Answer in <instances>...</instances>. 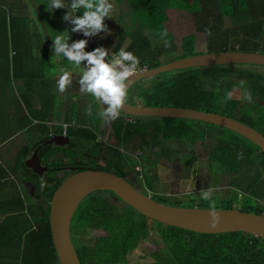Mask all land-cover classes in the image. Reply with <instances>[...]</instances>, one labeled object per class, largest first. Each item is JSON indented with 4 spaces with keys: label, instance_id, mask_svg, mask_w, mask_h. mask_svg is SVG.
<instances>
[{
    "label": "trees",
    "instance_id": "1",
    "mask_svg": "<svg viewBox=\"0 0 264 264\" xmlns=\"http://www.w3.org/2000/svg\"><path fill=\"white\" fill-rule=\"evenodd\" d=\"M26 1L32 12L36 15L38 12L47 26L46 2L32 0L36 12L31 1ZM110 3L113 4V11L109 19L117 20L107 24L109 32H101L97 40L91 41L86 37L89 50L102 46L109 49L110 54H116L123 48L139 58V69L155 68L175 59L201 53L194 50L193 34L183 37L180 54L175 52L173 36L164 26L168 21L167 12L171 9L193 15L196 30L208 37L207 52L237 50L264 54V0H110ZM122 3L126 4L130 14L128 31L121 27ZM82 11L79 10L77 14ZM225 18L230 20V29L223 28ZM26 25L28 27V23ZM206 29H210L211 35ZM166 41L170 47L165 46ZM44 51L47 56L51 55L49 49L44 48ZM145 81L149 86H143ZM222 83L224 86H221ZM242 91L245 92L244 99L241 98ZM128 93L142 106L215 112L234 118L264 135V66L219 65L176 70L141 80ZM249 94L250 99L247 98ZM91 100L92 114L89 119L93 123L100 116L97 103ZM24 103L26 105V101ZM143 120L137 118L134 123L123 125L121 118H118L112 125L118 144L129 146L139 136L140 148L144 151L150 146L154 151L151 157L140 154L141 162L119 152L114 146L97 141L91 131H69L66 134L68 145H46L39 150L38 155L49 168L70 163L90 165L126 181L129 166L135 179L141 183L139 174L134 172L135 166L139 164L143 170L155 167L161 156L168 157V153L173 152L174 149L166 148L169 141H204L208 130H203L202 125H207L221 132L208 154L212 175H233L235 178L231 186L236 187L234 197L237 191L242 190L249 202H261L256 209L244 205L240 210L264 215V154L258 147L229 130L203 122L159 118L158 124L152 126ZM222 131L227 135L224 136ZM147 133L152 135L151 142L140 136ZM47 139L27 138V145L15 155L13 166L0 163V264H59L49 229V202L62 182L58 177L61 171L50 170L38 176L24 165L25 156ZM8 140V137H0V146ZM84 152L92 156L89 164L83 161L86 158ZM97 159L102 162L98 163ZM142 178L147 188L156 186L147 173H143ZM42 179L46 182L43 189L40 186ZM23 184H30L33 196L39 197L41 202L25 204L17 189L18 185ZM106 194L112 195L108 191H98L87 196L71 221L72 240L81 230H87L90 234L84 242L73 243L81 264H124L132 249H129V242L149 233L148 221L161 226L157 230L164 244L162 254L165 261L155 252L151 262L142 264H264V240L258 237L242 232L198 234L165 226L127 206L121 209L112 205L106 200ZM151 198L165 203L160 198ZM222 208L233 209L229 203Z\"/></svg>",
    "mask_w": 264,
    "mask_h": 264
},
{
    "label": "water",
    "instance_id": "2",
    "mask_svg": "<svg viewBox=\"0 0 264 264\" xmlns=\"http://www.w3.org/2000/svg\"><path fill=\"white\" fill-rule=\"evenodd\" d=\"M31 1L33 8H37ZM47 41H53L47 33L43 20L37 12ZM219 65L264 66V54L241 51L202 52L182 57L151 69H141L129 82L128 91L139 81L152 79L162 73L192 68H208ZM122 114L132 118H171L203 122L229 130L254 144L264 154V135L238 120L215 112H206L179 107L142 106L127 102ZM69 140L65 136H51L37 146L24 162L26 168L40 175L48 168L41 165L38 151L47 144L63 146ZM108 191L114 200L106 197L112 205L124 209L126 206L143 217L165 226L176 227L198 234H226L242 232L264 240V215L244 212L240 209L216 208L220 213L219 223L212 226L210 208L176 207L157 202L143 194L125 179L109 172L82 169L62 181L49 202V229L51 241L59 264H81L71 237V221L80 203L90 194Z\"/></svg>",
    "mask_w": 264,
    "mask_h": 264
},
{
    "label": "crops",
    "instance_id": "3",
    "mask_svg": "<svg viewBox=\"0 0 264 264\" xmlns=\"http://www.w3.org/2000/svg\"><path fill=\"white\" fill-rule=\"evenodd\" d=\"M44 1L48 3L47 0ZM127 9L126 4L122 3L121 27L127 24L124 22V17L128 15ZM46 15L48 16L46 25L48 23L47 26L50 29L45 24L44 26L52 39L54 37L51 33H54V36L61 33L60 20L55 22V17L48 10H46ZM107 19L109 18L105 20ZM128 19L130 22V16ZM115 21L112 20L106 24ZM25 23H28V27H25L27 26ZM72 27L70 22L62 26V29L65 28L64 35L66 37L70 35L69 43L86 39L80 32H71ZM90 39L91 41L97 40L98 36L90 37ZM44 48L53 50L29 2L0 0V137L10 139L0 146V151L11 143L9 147H14L12 148L16 155L27 145L26 141L29 137L32 139L50 138L51 136H66L69 131L72 133L91 131L97 140L102 132L100 126L102 118L99 117V120L92 123L88 114L91 99L97 103L99 111L103 108L102 104L90 94L79 91L77 80L80 73L72 67L65 68L73 72L72 86L63 93L59 92L57 80L62 67L57 66L56 61L51 62V59L56 60L57 57H51L52 54L47 56ZM85 50H88V45ZM86 63V61L82 62L84 65ZM137 103L140 104L139 101ZM27 123L29 125H26ZM22 140L24 145H22ZM16 141L20 142L15 143ZM32 152L25 156L24 162ZM4 161H6V156L0 158L3 166H5ZM17 189L21 193V185H18ZM24 203L32 202L27 203L24 200Z\"/></svg>",
    "mask_w": 264,
    "mask_h": 264
},
{
    "label": "rangeland",
    "instance_id": "4",
    "mask_svg": "<svg viewBox=\"0 0 264 264\" xmlns=\"http://www.w3.org/2000/svg\"><path fill=\"white\" fill-rule=\"evenodd\" d=\"M47 2L49 3V0H47ZM48 3H46V5ZM67 11V8L56 9L53 12L49 11L50 14L55 17V22H58L60 20L59 24L61 28H59V30H61V33L64 32L63 34H65V28L62 29V26L67 24V21L63 20L62 18L67 13ZM167 14L168 21L165 23L164 26L166 30L173 36L172 44L174 45L176 49L175 52L177 54H180L181 52L182 38L191 34L194 35V50L201 53L207 52L206 43L208 37L206 34L196 30L195 20L191 13L178 9H171L168 10ZM129 16L130 14L128 12V15L124 17V22L127 24L129 22ZM112 20L115 21L117 20V18H113L111 20L107 19L105 20V23H108ZM127 24H124L122 30L128 31V29H130V26H128ZM230 26V20L228 18H225L223 22V28L230 29ZM51 35L55 37L54 33H51ZM89 49L90 48L88 42V50L86 51H90ZM49 50L52 54L51 57L56 58V56H53L54 51L50 48ZM54 61H56V64L59 67H72L79 73L82 71V69H76L75 66L69 63L66 58L64 59L63 57H57L56 60L51 59L52 63ZM81 66L83 67L84 64H82ZM138 85L139 87H141L140 84ZM143 86H149L147 81L143 83ZM221 86H224V83H222ZM139 87H136V89H138ZM130 96L131 95H129L128 98H132ZM245 97V92L242 91L241 98L244 99ZM136 101L138 102V100ZM78 102L80 103V100H78ZM102 107L104 108L106 106L102 105ZM119 118H121V116ZM100 122L102 132L99 134L97 141L105 142L109 146H114V148L117 149L119 152L130 156L133 160H136L137 162L140 161V154H143V156L147 157L152 156V153L154 151H152L150 146H147L146 149L143 151L138 145V143L140 142L139 136H136L133 139L131 145L122 146L118 144L117 140L114 138V134L112 132L113 121L106 122L102 118ZM147 122L153 126L158 124L159 118L150 117L144 119V123ZM202 126L203 130H208L206 139L203 142L194 145L193 149L185 147L180 148V150L177 151L174 148L173 152L168 153V157L161 156L160 159L157 161L155 167H148L146 170H143L142 167L138 164L134 167V172H137L139 174V180H141V183L137 179H135L134 175L132 174L131 168L127 166V179H130L129 182L132 186H134V188L141 190V192L148 196L155 197L156 199L160 198L165 202V204L170 206H191L198 208H210V204H215L216 208H222L227 203H229L231 207H233V209H240L244 205L251 206L256 209V207L259 206V203L261 202H258V204L254 201L249 202L248 200H246V195L242 194V190L240 192L237 191V195L236 197H234L236 187L231 186V182L235 178L233 177V175H224L221 177H214L212 175L210 169L211 162L208 160V153L214 146L215 139L218 135L221 134V132H219V130L217 131L215 129H212L207 125ZM222 134L224 136L227 135L223 131ZM18 142L20 141H16L15 143ZM10 145L11 143L3 147L0 151L1 159L2 156H6V161H4L5 166H13L14 163V147H9ZM22 145H24L23 140ZM143 173H147L148 176H151V182L153 183V185L155 184L156 186H148L149 188H147V186L142 182ZM209 188H213L215 189V191L213 192L212 198L210 200H204L201 196V192L202 190H207ZM30 194L31 193L27 190V188L25 189L22 185L20 195L23 197L25 202H41V199L39 198H31ZM106 197L114 200V198L111 197L109 194H106ZM244 202L248 204H243ZM147 226L149 233L145 237L139 238L138 240L137 238H135L129 242V249H132L128 257L126 258L124 264H142L151 262L153 260L152 254H154L155 252L161 255L162 260L165 261V258L162 254V250H164V244L158 237V230H160L161 226L156 223L152 224L149 221L147 222ZM88 236H90V234L87 232V230H81L80 234L76 236V238H74L72 242L82 243L87 240L86 238H88Z\"/></svg>",
    "mask_w": 264,
    "mask_h": 264
},
{
    "label": "clouds",
    "instance_id": "5",
    "mask_svg": "<svg viewBox=\"0 0 264 264\" xmlns=\"http://www.w3.org/2000/svg\"><path fill=\"white\" fill-rule=\"evenodd\" d=\"M46 7L50 12L67 8L68 11L62 19L73 25L71 32H80L84 37L89 38L101 32H109L105 19L110 18L113 11L110 0H70V2L49 0ZM81 9L83 11L78 15ZM206 31L211 35L210 29ZM63 33L52 38L53 56L66 58L76 69H82L77 80L79 91L90 94L96 101L106 106L98 112L106 122L117 120L127 104L130 78L139 70V58L123 48L116 54H110L109 49L102 46L86 51L89 42L87 39L69 43L70 35L66 37ZM165 46L170 47V43L166 41ZM84 61L87 63L82 67ZM59 71L57 87L59 92L63 93L73 84V72L63 67ZM230 96L231 94L229 98ZM247 98H251L250 94ZM88 114H92L91 108ZM40 186L41 189L46 186L43 179ZM214 191L213 188L202 190L201 196L204 200H210ZM209 214L212 226L215 227L220 220V213L216 210L215 204H210Z\"/></svg>",
    "mask_w": 264,
    "mask_h": 264
},
{
    "label": "flooded vegetation",
    "instance_id": "6",
    "mask_svg": "<svg viewBox=\"0 0 264 264\" xmlns=\"http://www.w3.org/2000/svg\"><path fill=\"white\" fill-rule=\"evenodd\" d=\"M129 92V91H128ZM130 94L128 93V96H129ZM131 97V96H130ZM259 101V100H258ZM128 103H130V104H133V103H137V101L132 97V98H128V101H127ZM120 116H121V120H122V124L123 125H125V124H131V123H134L135 122V120L137 119V118H132V117H129V116H126V115H121L120 114ZM140 119V118H139ZM142 119V118H141ZM143 119H145V118H143ZM143 122H144V120H143ZM255 129V128H254ZM258 131V130H257ZM140 136H142V137H144V139L145 140H147V141H149V142H151L152 141V135L151 134H140ZM150 136V137H149ZM207 136V135H206ZM219 136L220 135H218L217 136V138L215 139V143H216V141H217V139L219 138ZM66 137V136H65ZM147 137H149V138H147ZM49 139V138H48ZM47 139V140H48ZM205 139H206V137H205ZM204 139V140H205ZM46 140V141H47ZM45 141V142H46ZM200 142H203V141H195V142H184V141H181V140H173V141H169V142H167V144H166V148H168V149H174L175 148V150H177V151H179L180 150V148H190V149H193L194 148V145H196L197 143H200ZM41 145V144H40ZM47 145H53V144H47ZM39 146V145H38ZM65 146V145H64ZM175 146V147H174ZM182 146H184V147H182ZM62 147V146H61ZM89 149V148H88ZM87 149V150H88ZM100 150L101 151H103V149L102 148H100ZM210 153V152H209ZM208 153V154H209ZM84 155L86 156V158L83 160L85 163H87V164H89V158L90 157H92L91 156V154L90 153H87V152H84ZM39 156V155H38ZM94 158V157H93ZM39 159H40V161H41V165L42 166H45V167H47L48 168V171H50V170H60L61 171V173L59 174V178H60V181H63L64 179H66L67 177H69L70 175H72V174H74V173H76V172H78V171H80V170H82V169H87V168H91V169H94V168H92L90 165H86V166H84V165H74L73 163H70V164H68V165H65V166H60V167H56V168H49L47 165H45L44 164V162L41 160V158L39 157ZM97 162L98 163H101L102 161L101 160H99V159H97ZM32 172V171H31ZM47 171H45V172H43L42 174H40V175H38V176H42L43 174H45ZM33 173V172H32ZM69 173V174H68ZM35 174V173H34ZM130 181V179L128 180V182ZM62 183V182H61ZM130 183V182H129ZM131 184V183H130ZM22 186V185H21ZM23 187L26 189L27 188V190L31 193L30 194V197L31 198H36V199H38L39 197H37V196H33V194H32V191H33V187L30 185V184H23ZM134 187V186H133ZM28 188H30V189H28ZM137 190H139V189H137ZM140 191V190H139ZM110 195V194H109ZM111 197H113L112 195H110Z\"/></svg>",
    "mask_w": 264,
    "mask_h": 264
},
{
    "label": "built area",
    "instance_id": "7",
    "mask_svg": "<svg viewBox=\"0 0 264 264\" xmlns=\"http://www.w3.org/2000/svg\"><path fill=\"white\" fill-rule=\"evenodd\" d=\"M140 70H141V69H139L138 71H140ZM138 71H137V72H138Z\"/></svg>",
    "mask_w": 264,
    "mask_h": 264
}]
</instances>
